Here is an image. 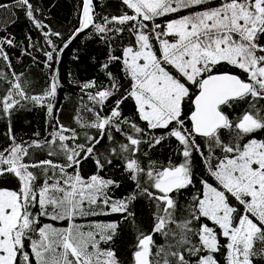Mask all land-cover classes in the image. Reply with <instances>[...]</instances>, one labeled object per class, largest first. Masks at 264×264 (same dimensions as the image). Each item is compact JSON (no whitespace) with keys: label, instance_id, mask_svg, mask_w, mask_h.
<instances>
[{"label":"snow or ice","instance_id":"6c2138e0","mask_svg":"<svg viewBox=\"0 0 264 264\" xmlns=\"http://www.w3.org/2000/svg\"><path fill=\"white\" fill-rule=\"evenodd\" d=\"M48 11L0 0V264H264V0Z\"/></svg>","mask_w":264,"mask_h":264},{"label":"trees","instance_id":"16d2710c","mask_svg":"<svg viewBox=\"0 0 264 264\" xmlns=\"http://www.w3.org/2000/svg\"><path fill=\"white\" fill-rule=\"evenodd\" d=\"M35 2L39 3V5L43 8L48 9V15L52 19V21L56 23H67L69 19H72V9L75 4V0H35ZM47 22V21H46ZM26 26V21L21 20L18 21L16 25H12L9 27V31L13 32L17 35V38L19 39L22 35V31L24 27ZM2 34V33H0ZM33 36L35 37V33H33ZM72 47H75V45H72ZM70 50H66V54L64 56L65 61V67H71V65L68 64V61L70 60ZM92 72L91 68H88L86 65L83 64V62L80 65V71L79 75H90ZM63 90L61 91L60 95L63 96ZM26 118L29 119L32 123L31 124H24L22 117H15L14 118V129L21 132H29L42 124V116H39L35 113H26ZM4 125L0 123V132H3ZM90 170V164L84 166V171L88 172ZM9 187H12L13 185L9 184ZM117 217H110V219H115ZM104 219V218H102Z\"/></svg>","mask_w":264,"mask_h":264}]
</instances>
